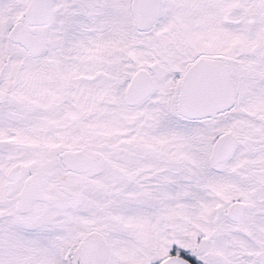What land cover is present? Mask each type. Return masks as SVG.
Segmentation results:
<instances>
[{
	"label": "snow or ice",
	"instance_id": "6c2138e0",
	"mask_svg": "<svg viewBox=\"0 0 264 264\" xmlns=\"http://www.w3.org/2000/svg\"><path fill=\"white\" fill-rule=\"evenodd\" d=\"M0 264H264V0H0Z\"/></svg>",
	"mask_w": 264,
	"mask_h": 264
}]
</instances>
